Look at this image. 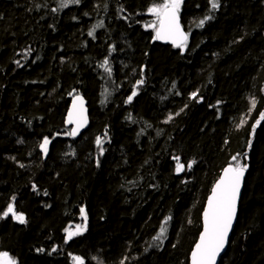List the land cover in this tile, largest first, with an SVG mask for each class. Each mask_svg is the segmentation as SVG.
Wrapping results in <instances>:
<instances>
[{"label": "trees", "instance_id": "obj_1", "mask_svg": "<svg viewBox=\"0 0 264 264\" xmlns=\"http://www.w3.org/2000/svg\"><path fill=\"white\" fill-rule=\"evenodd\" d=\"M161 2L61 9L59 0H0V214L15 196L27 221L0 219V252L18 264H189L207 198L237 154L246 182L220 264H264V121L252 132L264 112V0H220L203 28L210 0H183V50L158 44L145 27ZM113 6L123 10L110 22ZM195 91L199 103L189 98ZM78 94L90 127L75 140L65 117ZM105 131L101 156L95 139ZM174 156L196 163L178 174ZM81 207L87 229L66 242L65 230L84 223ZM168 217L166 238L155 241Z\"/></svg>", "mask_w": 264, "mask_h": 264}, {"label": "snow or ice", "instance_id": "obj_2", "mask_svg": "<svg viewBox=\"0 0 264 264\" xmlns=\"http://www.w3.org/2000/svg\"><path fill=\"white\" fill-rule=\"evenodd\" d=\"M80 3L81 0H59V7L64 9L68 8L70 5H79ZM182 4L183 0H162L159 4L154 3L148 8V12L155 16L156 19L152 23L145 26L154 29V40H169L174 47L181 50L187 47L189 35L182 30L180 24L179 12ZM210 5L209 14H206L203 19H200L196 24V27L203 28L206 22L214 19V16L211 13L221 7L220 0H210ZM52 11L55 12L57 9L54 8ZM85 15H87V13H85ZM103 26V22L93 25L92 30L88 32V36L94 38L95 29L102 28ZM30 53L31 49H28L25 56L27 57ZM15 63L18 67H23L19 60ZM100 67L104 69L109 77L111 76L112 68L108 59H105ZM143 83L144 80L140 79L136 82V85L139 86ZM173 87H175V85H173ZM136 95L137 92L133 90L131 95L128 96L127 102L131 103L133 97ZM189 98L196 100L198 103L203 100V97L199 96L198 91L192 92ZM251 104L252 108H255L256 100L253 99ZM185 107H187V105H185ZM183 110L184 109L182 108L181 111ZM85 112L86 109L84 108L83 98L77 95L74 98L72 109L69 110L67 118V123L74 124L75 127H73L71 131L67 132L66 135L72 137L78 135L80 130L87 124ZM176 115H179V113H176ZM130 118L131 117L129 116V119ZM172 119L173 116L169 115L168 120L165 122L167 123ZM261 121H264V112L260 113V118L252 125L253 134L256 131L257 125H259ZM245 122L246 121L242 119L241 126ZM106 140H108L107 131L104 132L103 138L97 136L95 139V144L98 147L101 156L105 152L103 145ZM50 143V139L48 137H44L43 142L39 145L41 151L45 155L48 153ZM248 147H252L251 140L248 141ZM238 156L239 154L231 157V162L223 168L221 176L216 181L212 188L211 195L208 197L207 207L203 213V231L200 233L199 241L196 243L191 252V264H217V257L220 256L221 252L225 249V246L228 243L229 232L232 229L233 221L237 214V203L240 198L241 186L244 180L245 172L248 169V164L238 159ZM244 156L246 159L247 153H245ZM173 159L176 162L175 171L178 174L185 171V167H187L188 170H191L193 165L196 163L195 160H192L185 166V163L181 162V158L179 156H174ZM96 164L99 167V159L96 160ZM21 167H23V165H21ZM32 187L34 191L37 190L35 184ZM44 195H47V191L44 192ZM12 201L13 203H8L6 210L0 214V219L7 218L11 215L12 219L15 221L20 224H25L27 221L24 214L17 212L15 209V196L12 197ZM79 211L84 223L82 225H76L75 231H69L68 229L65 230L67 232L66 242L71 240L73 236L82 234L87 229L88 217L86 209L81 207ZM170 219L171 217L165 219L164 223L160 227L159 234L153 238L155 241H160L162 243L163 239L166 238L168 230L167 224ZM53 251H56V249L54 248ZM74 259L77 261V264H83L80 257H74ZM0 264H18V262L15 258H12L8 252H0Z\"/></svg>", "mask_w": 264, "mask_h": 264}, {"label": "water", "instance_id": "obj_3", "mask_svg": "<svg viewBox=\"0 0 264 264\" xmlns=\"http://www.w3.org/2000/svg\"><path fill=\"white\" fill-rule=\"evenodd\" d=\"M179 19H180V24H181L182 30H183L184 32H186L185 29H184V27L182 26L180 14H179ZM157 41H158V43H160L161 45L174 47V46L172 45V43H171L169 40H157ZM174 48H176V47H174ZM81 97H82V96H81ZM82 98H83L84 108L86 109L85 115H86V117H87V124H86V125L80 130V132L78 133L77 136L73 137V138H76V139L79 138V137H80L84 132H86V131L88 130V128L90 127L89 109H88L87 101H86V99H85L84 96H83ZM73 102H74V99H73L72 102H71V105H70V107H69V110L72 109ZM69 110H68V112H69ZM67 118H68V113H67V117H66V125H67L68 127H72V128L75 127L74 124H68V123H67ZM245 182H246V172H245L244 180H243V183H242V186H241L240 198H239L238 203H237V214H236V217H235V219H234V221H233L232 229H231L230 232H229L228 243L226 244L225 249L221 252L220 256L217 257V264H220L221 259H222V258L224 257V255L226 254V252H227V250H228V247H229L230 239H231L232 234H233V232H234V230H235V227H236V224H237V221H238V217H239L240 204H241V199H242V195H243V191H244V187H245ZM210 195H211V194H210ZM210 195H209V196H210ZM207 201H208V199H207ZM206 207H207V202H206L205 208H206ZM204 210H205V209H204ZM203 213H204V212H203ZM202 221H203V216H202ZM202 231H203V227H202ZM198 241H199V239H198ZM198 241H197V243H198ZM194 247H195V246H194ZM193 249H194V248H193ZM190 264H191V255H190Z\"/></svg>", "mask_w": 264, "mask_h": 264}, {"label": "bare ground", "instance_id": "obj_4", "mask_svg": "<svg viewBox=\"0 0 264 264\" xmlns=\"http://www.w3.org/2000/svg\"><path fill=\"white\" fill-rule=\"evenodd\" d=\"M120 12H121V10H118V9H115V7L113 6V7H110L109 8V10H108V13H109V17H108V20L110 21V22H115V21H117V18L120 16ZM179 14H180V17H181V10H180V12H179ZM181 23H182V18H181ZM182 26H183V24H182ZM184 27V26H183ZM185 29V28H184ZM186 31V30H185ZM186 33H188L187 31H186ZM155 36V35H154ZM189 39H190V37H189V35H188V42H189ZM156 42L158 43V41L156 40ZM187 42V43H188ZM158 44H160V43H158ZM161 45V44H160ZM162 46H164V45H162ZM168 47H171V46H168ZM173 49H179V48H174V47H172ZM195 56H196V53L194 52L193 54H191V57L189 58V60H193L194 58H195ZM187 64H189V62L187 63ZM79 96H82L83 97V95H80V94H78ZM77 96V95H76ZM75 96V97H76ZM75 97H73L72 98V100L75 98ZM86 99V98H85ZM72 100L70 101V105H71V102H72ZM87 101V100H86ZM70 105H69V107H70ZM87 105H88V102H87ZM88 109H89V107H88ZM68 110H69V108H68ZM68 110H67V113H68ZM67 113H66V117H67ZM66 117H65V125H66ZM89 119H90V112H89ZM66 127L67 128H69V130L71 131V129H72V127H68L67 125H66ZM89 129V128H88ZM85 133V132H84ZM83 133V134H84ZM82 134V135H83ZM81 135V136H82ZM80 136V137H81ZM72 137V136H71ZM79 137V138H80ZM73 138V137H72ZM79 138H77V139H79ZM73 139H75V140H77L76 138H73ZM222 174V173H221ZM221 176V175H220ZM219 179V178H218ZM217 179V180H218ZM216 183V182H215ZM215 185V184H214ZM213 185V186H214ZM213 188V187H212ZM212 191V190H211ZM244 192V191H243ZM210 194H211V192H210ZM209 194V195H210ZM209 197V196H208ZM208 199V198H207ZM242 200V199H241ZM207 202V201H206ZM206 205V204H205ZM240 206H241V204H240ZM204 209H205V207H204ZM204 212V211H203ZM239 213H240V211H239ZM202 216H203V214H202ZM239 218V217H238ZM238 222V221H237ZM202 225H201V231H200V233L202 232V227H203V221H202V223H201ZM237 225V224H236ZM200 233H199V235H198V238L197 239H199V236H200ZM231 240V239H230ZM198 241V240H197ZM197 243V242H196ZM230 243V242H229ZM196 245V244H195ZM194 245V246H195ZM194 248V247H193ZM229 248V247H228ZM228 251V250H227ZM227 253V252H226ZM191 255V254H190ZM225 256V255H224ZM73 258V257H72ZM72 258H71V261H72ZM190 258V257H189ZM222 260V259H221ZM221 262V261H220ZM189 264H190V261H189Z\"/></svg>", "mask_w": 264, "mask_h": 264}]
</instances>
